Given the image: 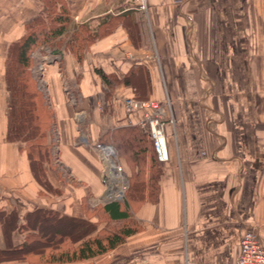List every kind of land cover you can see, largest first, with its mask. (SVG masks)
<instances>
[{
	"label": "crops",
	"instance_id": "obj_1",
	"mask_svg": "<svg viewBox=\"0 0 264 264\" xmlns=\"http://www.w3.org/2000/svg\"><path fill=\"white\" fill-rule=\"evenodd\" d=\"M141 4L65 0L69 31L33 53L54 119L53 160L40 165L7 137L5 73L8 46L44 6L0 0V250L20 247L30 232H60L47 222L93 225L95 207L121 201L119 186L139 170L146 184L156 178L155 201L146 189L132 212L140 230L77 264H237L243 231L264 242V0ZM76 37L80 51L67 47ZM125 98L168 103L165 162L137 125L141 114L125 113ZM134 132L144 161L140 168L119 155L117 182L95 146ZM36 245L0 264H24L18 259Z\"/></svg>",
	"mask_w": 264,
	"mask_h": 264
},
{
	"label": "trees",
	"instance_id": "obj_2",
	"mask_svg": "<svg viewBox=\"0 0 264 264\" xmlns=\"http://www.w3.org/2000/svg\"><path fill=\"white\" fill-rule=\"evenodd\" d=\"M42 4L44 11L25 26V33L19 40L8 46L5 73L9 92L7 137L23 145L31 161L40 165L44 161L52 162L53 160L47 138L54 126V119L47 103L48 100L37 88V79L32 74L33 53L54 41H62L61 37L69 31L71 24L65 0H42ZM78 44L77 37L73 42L67 41L68 49L74 45L80 51ZM139 138L141 137L135 132L132 135L117 134L111 146L118 151L119 155L131 154L130 163L141 168V163L145 158V149L142 148ZM151 148H153L152 143ZM150 161L154 165V157ZM153 171H155L154 168ZM141 174L140 170L137 174L132 173L121 201H111L97 206L106 220L105 227H99L97 218L93 225L83 221L75 223L77 234L80 236L79 245L76 246L71 236L58 232L53 238L50 235L30 232L25 234L20 247L6 251L0 250V261L14 258L15 253L23 251L31 243H36V248L22 257L30 264L31 262L33 264L75 263L94 259L116 249L128 237L140 230L133 219L132 212L145 201L143 197L146 189L149 202L155 201V196L153 198V195L151 196L156 189L154 173L150 174L147 184L140 178ZM121 223L123 225L115 230L107 227V224L119 225ZM93 231L96 232L95 235L86 238Z\"/></svg>",
	"mask_w": 264,
	"mask_h": 264
},
{
	"label": "built area",
	"instance_id": "obj_3",
	"mask_svg": "<svg viewBox=\"0 0 264 264\" xmlns=\"http://www.w3.org/2000/svg\"><path fill=\"white\" fill-rule=\"evenodd\" d=\"M141 5L145 7L146 0H140ZM173 6H180L188 0H170ZM123 108L125 113L134 114L140 113V118L137 125L148 133L149 139L152 143L155 155L159 162L167 160L166 150V126L172 124L173 120L167 116L168 103L158 102L155 100L140 101L134 98H125L123 100ZM169 118V119H168ZM95 149L100 153L102 162L106 165L108 172L112 175L114 172L110 170L107 164L106 152L109 148L104 145L97 144ZM113 168V167H112ZM114 168L119 169L120 180L123 179L122 168L118 163ZM118 198H122L125 190L124 185ZM239 252L237 257V264H264V242L254 229L245 230L241 233L239 238Z\"/></svg>",
	"mask_w": 264,
	"mask_h": 264
},
{
	"label": "rangeland",
	"instance_id": "obj_4",
	"mask_svg": "<svg viewBox=\"0 0 264 264\" xmlns=\"http://www.w3.org/2000/svg\"><path fill=\"white\" fill-rule=\"evenodd\" d=\"M33 74V76L38 80V74H39V72H38V70H36L35 72H33L32 73ZM41 91H42V93L45 95V89H44V86L42 85V89H41ZM113 148V147H112ZM114 149V148H113ZM115 153H116V160H115V166H117L118 165V161H119V153H118V151L117 150H115ZM114 165V164H113ZM128 182L126 183V182H123V184L122 185H124V187H125V190L128 188ZM121 186H119V188H120ZM124 190V191H125ZM111 201H113V200H111ZM100 206V205H99ZM95 211L92 213L91 212V215H90V217H94V219L96 220V218H97V222H98V224H99V227H102V226H104L105 227V218L102 216V214H101V211H100V208L98 207H96L95 209H94ZM46 225H45V228H47L48 230H51V231H53V230H57V231H60L59 233H62V234H70L71 236H73V240L76 242V241H78L79 240V238H80V236H79V234H77V232H76V230H77V227H76V225H73L72 223H53V222H47V223H45ZM123 225V223H121V224H119V225H115V224H111V225H109V224H107V227H108V229H113V230H115L116 228H118L119 226H122ZM76 232V233H75ZM50 233V232H49ZM96 233V232H95ZM48 235H50L52 238L54 237V234H53V232L52 233H50V234H48ZM95 235V234H94ZM93 235V236H94ZM16 258H13V259H11V260H15ZM18 259V258H17ZM19 261H24L25 263L24 264H30L28 261H26L24 258H19L18 259ZM33 261H35L34 259H32ZM90 260H93V259H90ZM90 260H85V261H80V262H75V263H68V264H77V263H83V262H86V261H90ZM7 261H10V259H4V260H2V261H0V263H2V262H7ZM31 261V260H30ZM31 264H33V262H31Z\"/></svg>",
	"mask_w": 264,
	"mask_h": 264
},
{
	"label": "bare ground",
	"instance_id": "obj_5",
	"mask_svg": "<svg viewBox=\"0 0 264 264\" xmlns=\"http://www.w3.org/2000/svg\"><path fill=\"white\" fill-rule=\"evenodd\" d=\"M168 153V152H167ZM106 159H107V164H109L110 166V170L112 169V171L114 172L113 178L114 180H116L117 182H119L120 180V176H119V169H115L114 168V161L116 160V153L114 150H112V148H109L106 152ZM113 167V168H112ZM113 183V182H112ZM115 185V184H114ZM120 189V188H119ZM123 187L121 185V191H122Z\"/></svg>",
	"mask_w": 264,
	"mask_h": 264
},
{
	"label": "water",
	"instance_id": "obj_6",
	"mask_svg": "<svg viewBox=\"0 0 264 264\" xmlns=\"http://www.w3.org/2000/svg\"><path fill=\"white\" fill-rule=\"evenodd\" d=\"M107 148H110V147L107 146ZM116 200H120V198H117ZM109 201H110V199H104V202H109Z\"/></svg>",
	"mask_w": 264,
	"mask_h": 264
}]
</instances>
